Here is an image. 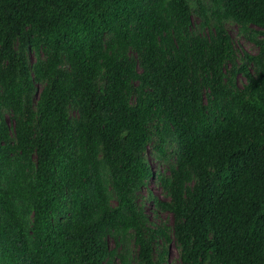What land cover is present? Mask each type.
<instances>
[{"label":"trees","instance_id":"trees-1","mask_svg":"<svg viewBox=\"0 0 264 264\" xmlns=\"http://www.w3.org/2000/svg\"><path fill=\"white\" fill-rule=\"evenodd\" d=\"M208 2L0 0V264H165L153 177L181 264H264V0Z\"/></svg>","mask_w":264,"mask_h":264},{"label":"rangeland","instance_id":"rangeland-1","mask_svg":"<svg viewBox=\"0 0 264 264\" xmlns=\"http://www.w3.org/2000/svg\"><path fill=\"white\" fill-rule=\"evenodd\" d=\"M190 2L193 9L195 11H198V13L196 12L194 14V23L196 26H200L197 28V32H200L202 34L207 33V30H202V22L204 19H203V13L199 11V8L205 7L206 9H208V5H209L208 0H202L201 5L197 2V0H190ZM226 28L229 34L231 35V37L233 38V41L237 48L239 64L243 63L245 55L248 54L250 56H257L260 53V47L252 40V35L244 34L237 23H235L234 21H228L226 22ZM250 29L254 31H259V29L256 27H250ZM26 56L29 64L34 67L38 61L40 54H37L33 50H27ZM246 83L247 81L244 78V76L240 75L237 78V84L239 85V87H243ZM38 88L40 89V86ZM33 98H36V95ZM70 117L73 122L78 120L79 113L77 108L75 107L70 108ZM5 119L8 122L10 120V116L7 114V116H5ZM9 125L11 126V132H12L13 125L12 124ZM146 158L151 165V170L155 174H165L167 176L169 174V167L172 164H174V155L171 156L167 162L162 161L161 159L158 158L157 154L155 153L152 147L146 153ZM150 194H152L157 199V201L164 203L170 202V196L163 189V187L158 182H156L155 177H153L150 180L147 186L142 187L137 192V199L139 205L142 207L143 212L146 214L149 220L147 226L148 231L156 232L163 229L170 230L169 232L170 241H165L162 238L157 239L155 257L156 259H158L160 253H162L163 251H167L168 254L166 256L165 264H181L180 250L177 247L176 239L173 235L174 217L171 212L159 209L156 202L149 200ZM113 205L116 206L117 203L114 201ZM109 245L111 249H114L116 247V244L113 240L109 241ZM130 250L132 255L131 258H133V256H135V253L137 251L133 244L131 245ZM116 260L118 259L116 258Z\"/></svg>","mask_w":264,"mask_h":264}]
</instances>
